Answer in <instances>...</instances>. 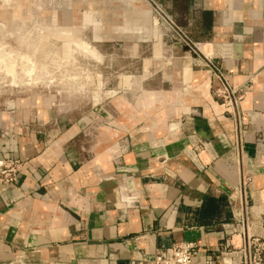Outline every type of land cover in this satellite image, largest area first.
<instances>
[{"label": "crops", "instance_id": "1", "mask_svg": "<svg viewBox=\"0 0 264 264\" xmlns=\"http://www.w3.org/2000/svg\"><path fill=\"white\" fill-rule=\"evenodd\" d=\"M69 7L96 39L132 32L135 52L148 42L170 57L154 62L155 85L85 110L42 93L0 101V159L24 161L14 184L0 181V264L146 263L175 241L197 245L192 264H226L242 179L254 218L264 209V0ZM220 78L242 90L241 137L214 95ZM195 143L204 165L187 154Z\"/></svg>", "mask_w": 264, "mask_h": 264}, {"label": "rangeland", "instance_id": "2", "mask_svg": "<svg viewBox=\"0 0 264 264\" xmlns=\"http://www.w3.org/2000/svg\"><path fill=\"white\" fill-rule=\"evenodd\" d=\"M69 1L0 0L2 103L42 93L57 99L63 108L81 111L124 90L133 92L140 85L143 90L146 82L157 83L150 74L154 62L164 63L171 52L155 57L148 42L142 43L144 52H135L138 34L132 32L117 37L116 31L113 39H104L109 33L98 31L102 38L96 39L94 25L74 21ZM192 64L200 68V63Z\"/></svg>", "mask_w": 264, "mask_h": 264}, {"label": "built area", "instance_id": "3", "mask_svg": "<svg viewBox=\"0 0 264 264\" xmlns=\"http://www.w3.org/2000/svg\"><path fill=\"white\" fill-rule=\"evenodd\" d=\"M208 63L212 65L210 61ZM220 80V86L214 90V95L222 101L230 116L236 121L237 132L241 137V134L245 133L240 112L242 90L233 88L223 78H220ZM190 152L196 156V159L191 157ZM187 154L197 164L204 165L200 157V147L197 143L189 147ZM23 166L24 161L20 158L0 159V181L7 185L14 184ZM245 186L246 180L242 179L230 195V200H237V203H233L236 208L235 220L232 223L223 224V231L226 236V255L229 257V261L222 260L226 264H236L237 252L240 251H243L244 255L241 264H263L264 209L260 212L262 218L257 216L254 218L255 212L253 206L249 204ZM197 253L198 247L194 242L175 241L166 250L159 252L153 260L137 264H192ZM206 263L216 264L210 257L207 258Z\"/></svg>", "mask_w": 264, "mask_h": 264}, {"label": "bare ground", "instance_id": "4", "mask_svg": "<svg viewBox=\"0 0 264 264\" xmlns=\"http://www.w3.org/2000/svg\"><path fill=\"white\" fill-rule=\"evenodd\" d=\"M9 65V64H8ZM8 65L6 66V67H8ZM10 66V65H9ZM12 68V67H11ZM11 68H7L8 70H10ZM12 70V69H11ZM193 157H194V159H196V156L193 154Z\"/></svg>", "mask_w": 264, "mask_h": 264}]
</instances>
